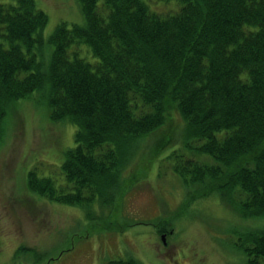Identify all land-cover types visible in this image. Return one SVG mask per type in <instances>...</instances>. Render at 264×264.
Instances as JSON below:
<instances>
[{
    "label": "trees",
    "instance_id": "1",
    "mask_svg": "<svg viewBox=\"0 0 264 264\" xmlns=\"http://www.w3.org/2000/svg\"><path fill=\"white\" fill-rule=\"evenodd\" d=\"M178 1L175 13L162 15L146 0H79L86 22L56 26L46 67V12L35 0L0 2V140L8 107L35 90L52 121L77 126L60 164L66 183L32 170V192L112 207L113 193L132 182L121 174L133 144L177 113L183 145L166 160L192 187L187 199L217 192L242 219L264 216V0ZM79 42L96 63L72 53ZM238 246L246 264H264V228L244 232Z\"/></svg>",
    "mask_w": 264,
    "mask_h": 264
},
{
    "label": "rangeland",
    "instance_id": "2",
    "mask_svg": "<svg viewBox=\"0 0 264 264\" xmlns=\"http://www.w3.org/2000/svg\"><path fill=\"white\" fill-rule=\"evenodd\" d=\"M35 1L48 15L40 55L46 67L53 51L48 39L56 26L63 21L85 24L86 19L79 0ZM146 1L162 15L182 6L178 0ZM70 50L98 61L84 42ZM184 126L174 113L157 135L133 144L135 153L121 174L132 182L123 194L113 193L112 207L69 205L32 192L27 182L35 170L56 184L66 183L60 164L65 151L76 145L77 126L52 121L40 90L12 103L0 140V264H107L131 257L141 264H246L238 245L244 232L264 228V216L242 219L229 198L217 192L187 199L192 187L166 160L183 145Z\"/></svg>",
    "mask_w": 264,
    "mask_h": 264
},
{
    "label": "water",
    "instance_id": "3",
    "mask_svg": "<svg viewBox=\"0 0 264 264\" xmlns=\"http://www.w3.org/2000/svg\"><path fill=\"white\" fill-rule=\"evenodd\" d=\"M164 237V236H163Z\"/></svg>",
    "mask_w": 264,
    "mask_h": 264
}]
</instances>
